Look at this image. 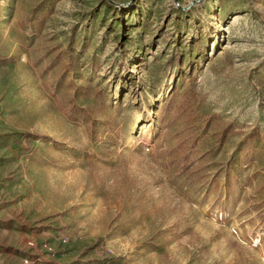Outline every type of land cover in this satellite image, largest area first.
<instances>
[{
  "label": "rangeland",
  "instance_id": "rangeland-1",
  "mask_svg": "<svg viewBox=\"0 0 264 264\" xmlns=\"http://www.w3.org/2000/svg\"><path fill=\"white\" fill-rule=\"evenodd\" d=\"M0 264H264V0H0Z\"/></svg>",
  "mask_w": 264,
  "mask_h": 264
},
{
  "label": "trees",
  "instance_id": "trees-1",
  "mask_svg": "<svg viewBox=\"0 0 264 264\" xmlns=\"http://www.w3.org/2000/svg\"><path fill=\"white\" fill-rule=\"evenodd\" d=\"M74 116L73 113L71 114V117ZM28 138H32V139H38L40 135H36V134H33V133H30V134H27ZM97 244V243H96Z\"/></svg>",
  "mask_w": 264,
  "mask_h": 264
}]
</instances>
